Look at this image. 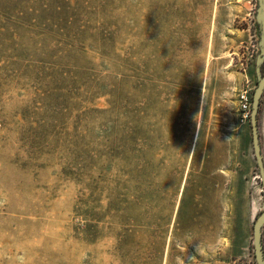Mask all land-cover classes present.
Segmentation results:
<instances>
[{
    "label": "rangeland",
    "instance_id": "1",
    "mask_svg": "<svg viewBox=\"0 0 264 264\" xmlns=\"http://www.w3.org/2000/svg\"><path fill=\"white\" fill-rule=\"evenodd\" d=\"M258 2L0 0V264H257Z\"/></svg>",
    "mask_w": 264,
    "mask_h": 264
},
{
    "label": "water",
    "instance_id": "2",
    "mask_svg": "<svg viewBox=\"0 0 264 264\" xmlns=\"http://www.w3.org/2000/svg\"><path fill=\"white\" fill-rule=\"evenodd\" d=\"M258 20L261 26L262 44L264 46V0H259ZM264 93V75L261 76L258 85L253 94L252 112H251V130L252 142L255 159L261 178L264 190V155L262 152L260 127H259V113L261 98ZM263 226H264V212L256 219L253 227V244L254 254L258 264H264V250H263Z\"/></svg>",
    "mask_w": 264,
    "mask_h": 264
},
{
    "label": "crops",
    "instance_id": "3",
    "mask_svg": "<svg viewBox=\"0 0 264 264\" xmlns=\"http://www.w3.org/2000/svg\"><path fill=\"white\" fill-rule=\"evenodd\" d=\"M253 147V146H252ZM263 153H264V145H263ZM252 158L254 159V155H253V152H252ZM229 162H230V166L231 168H227L228 167V161H224L226 163V170L223 171L224 174H226V177L225 178H230L232 180H234V177H237L238 178V170L235 169V166L233 165L232 163V160L231 158H226ZM255 160V159H254ZM210 165V164H208ZM219 165H222L219 163ZM238 166V165H237ZM215 167H218V163L215 164ZM212 168L210 166H207V178H206V183L207 184L206 188H210V189H213L214 187H216V184H217V181L218 180H222L221 177L217 176L216 173H212ZM230 174V176H229ZM223 182V181H222ZM191 193L193 194V196H195V194L197 193V191L199 190H202L204 187H203V183L201 180H197V179H194L191 186Z\"/></svg>",
    "mask_w": 264,
    "mask_h": 264
},
{
    "label": "flooded vegetation",
    "instance_id": "4",
    "mask_svg": "<svg viewBox=\"0 0 264 264\" xmlns=\"http://www.w3.org/2000/svg\"><path fill=\"white\" fill-rule=\"evenodd\" d=\"M259 3V2H258ZM258 6V8H259V4L257 5ZM256 13L258 14V9H257V11H256ZM260 25V24H259ZM260 34H261V36H262V33H261V26H260ZM264 75V74H263ZM261 78V77H260ZM260 80V79H259ZM259 82V81H258ZM258 82H257V85H258ZM257 87V86H256ZM256 89V88H255ZM255 91V90H254ZM253 92V91H252ZM249 93V95H250V114H249V119H248V121H247V123H249L250 122V126H251V112H252V102H253V94H254V92L253 93ZM263 96H264V93H263ZM263 96H262V98H263ZM262 98H261V103H260V113H259V127H260V137H261V145H262V152H263V143H262V130H261V124H260V116H261V109H262ZM251 132H252V130H251ZM252 146H253V142H252ZM253 155H254V150H253ZM263 155H264V153H263ZM254 159H255V155H254ZM255 161H256V159H255ZM256 164H257V162H256ZM259 172V171H258ZM259 178H260V176H259ZM261 179V178H260ZM262 183V182H261ZM259 217V216H258ZM257 217V218H258ZM262 240H263V244H264V226H263V238H262ZM263 250H264V245H263ZM256 262H257V260H256ZM258 264V263H257Z\"/></svg>",
    "mask_w": 264,
    "mask_h": 264
},
{
    "label": "built area",
    "instance_id": "5",
    "mask_svg": "<svg viewBox=\"0 0 264 264\" xmlns=\"http://www.w3.org/2000/svg\"><path fill=\"white\" fill-rule=\"evenodd\" d=\"M241 110L244 113V120L248 121L250 114V95L249 91H246V94H243L241 97Z\"/></svg>",
    "mask_w": 264,
    "mask_h": 264
}]
</instances>
